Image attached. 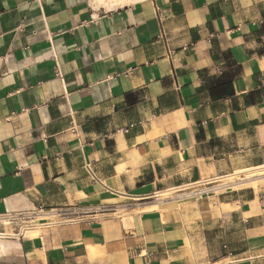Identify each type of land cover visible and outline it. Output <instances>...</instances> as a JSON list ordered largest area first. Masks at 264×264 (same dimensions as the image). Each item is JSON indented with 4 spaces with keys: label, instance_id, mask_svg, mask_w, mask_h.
Masks as SVG:
<instances>
[{
    "label": "crops",
    "instance_id": "crops-1",
    "mask_svg": "<svg viewBox=\"0 0 264 264\" xmlns=\"http://www.w3.org/2000/svg\"><path fill=\"white\" fill-rule=\"evenodd\" d=\"M260 169L264 0H0V218L114 208L0 264H264V191L211 187Z\"/></svg>",
    "mask_w": 264,
    "mask_h": 264
},
{
    "label": "rangeland",
    "instance_id": "rangeland-1",
    "mask_svg": "<svg viewBox=\"0 0 264 264\" xmlns=\"http://www.w3.org/2000/svg\"><path fill=\"white\" fill-rule=\"evenodd\" d=\"M95 5L99 3V0H93ZM117 3H121L119 5L123 6L122 1L120 0H101L100 6L104 5L107 9L116 6ZM214 187L212 196L221 197L222 195H231V194H239L245 195V192L248 190H254L256 193H260L264 191V169L254 170L250 172H245L242 174H236L234 176H229L223 179L218 180L217 183L211 185ZM183 193L177 191H167L160 193L159 199L161 201L165 200H178L182 204L195 202L196 198H187L182 196ZM45 217L41 214H33L28 221H34L35 225H40L44 223ZM8 220H2L1 224L5 227V233L9 235H13L14 232L19 231V227L16 228L15 226H21L22 222H18L17 225H6L5 222ZM24 226V225H23ZM21 229V228H20ZM27 236H35L38 232L35 231H28ZM12 237V236H11ZM5 238H10L6 236Z\"/></svg>",
    "mask_w": 264,
    "mask_h": 264
},
{
    "label": "built area",
    "instance_id": "built-area-1",
    "mask_svg": "<svg viewBox=\"0 0 264 264\" xmlns=\"http://www.w3.org/2000/svg\"><path fill=\"white\" fill-rule=\"evenodd\" d=\"M85 170L87 172V174L94 180V182H98L96 175L94 173V170L92 168V164L90 163H86L85 164ZM213 191L211 190H185L184 192H182V196L183 197H187V198H202L203 196H208L212 193ZM114 208L112 206H107V207H102L100 209H98L97 211H95L96 213H90L87 211H82L80 208H72V210H67V211H54V212H50L49 214H45L43 212H39L37 214H41L42 216H44L45 218H51L54 219V221H56V223H70L74 220L76 221H84L87 224L92 223L97 221L98 219L96 218V216H100L102 214H107V213H113ZM33 214L36 213H28V214H19L16 216H6L3 218H0V222L2 220H8V222H10V225H17L18 222H22V224H20L21 226H15L16 228L19 227V231L18 232H14L13 235H6V233H4V235H1L3 237H13L16 236L17 234H21L24 232H28V231H33L36 230V228H38V226H36L34 224V221H28L29 218H31V216ZM94 214H96V216H94ZM100 214V215H99ZM24 225V226H23ZM21 228V229H20Z\"/></svg>",
    "mask_w": 264,
    "mask_h": 264
},
{
    "label": "bare ground",
    "instance_id": "bare-ground-1",
    "mask_svg": "<svg viewBox=\"0 0 264 264\" xmlns=\"http://www.w3.org/2000/svg\"><path fill=\"white\" fill-rule=\"evenodd\" d=\"M120 1H122V4L127 5V4H130V3L133 2V1H139V0H120ZM100 4H101V0H99V3H97V4L95 5V7L98 9V8L100 7ZM119 4H121V3H117L116 6H121V5H119ZM5 223H6L7 225H10V222H8V221H6ZM6 235H8V234H6Z\"/></svg>",
    "mask_w": 264,
    "mask_h": 264
}]
</instances>
